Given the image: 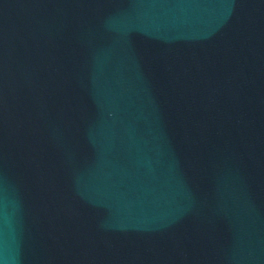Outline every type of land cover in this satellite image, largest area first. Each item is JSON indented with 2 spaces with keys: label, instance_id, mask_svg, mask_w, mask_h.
I'll return each instance as SVG.
<instances>
[{
  "label": "water",
  "instance_id": "obj_1",
  "mask_svg": "<svg viewBox=\"0 0 264 264\" xmlns=\"http://www.w3.org/2000/svg\"><path fill=\"white\" fill-rule=\"evenodd\" d=\"M0 264H264V0H0Z\"/></svg>",
  "mask_w": 264,
  "mask_h": 264
}]
</instances>
